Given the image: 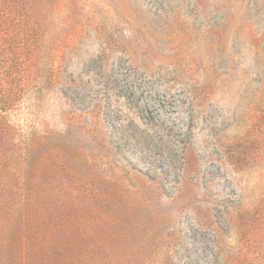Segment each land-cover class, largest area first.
<instances>
[{"label": "rangeland", "instance_id": "374dc122", "mask_svg": "<svg viewBox=\"0 0 264 264\" xmlns=\"http://www.w3.org/2000/svg\"><path fill=\"white\" fill-rule=\"evenodd\" d=\"M21 2L0 264H264V0Z\"/></svg>", "mask_w": 264, "mask_h": 264}, {"label": "trees", "instance_id": "16d2710c", "mask_svg": "<svg viewBox=\"0 0 264 264\" xmlns=\"http://www.w3.org/2000/svg\"><path fill=\"white\" fill-rule=\"evenodd\" d=\"M21 3H22L21 0H0V22H2L4 19H6L7 16H9V15H5L6 13H8V12H11L12 13V12H14L15 8L17 6L20 7ZM4 107H5V105H1V103H0V111L3 110ZM3 130H5V128L4 127L1 128V126H0V138L2 139V142H4L3 136H2V133L3 132H1ZM3 134H5V133H3ZM0 146H2V143L1 142H0ZM0 149H5V148L4 147H0ZM0 169L2 170V168H0ZM6 185H8V186H6ZM5 186H6V190H7V195H13L14 192L16 191V190H13L12 191V188L14 186L12 187V184L11 183L10 184H0V194H3L4 193V187ZM16 188L17 187H15L14 189H16ZM0 207H3V205H0ZM2 209L4 210V207ZM112 264H116V263H112Z\"/></svg>", "mask_w": 264, "mask_h": 264}]
</instances>
